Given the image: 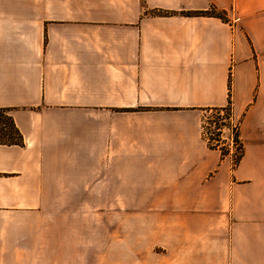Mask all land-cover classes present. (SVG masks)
Segmentation results:
<instances>
[{"label": "crops", "instance_id": "0c3cea01", "mask_svg": "<svg viewBox=\"0 0 264 264\" xmlns=\"http://www.w3.org/2000/svg\"><path fill=\"white\" fill-rule=\"evenodd\" d=\"M0 108V264H264V0H0ZM84 204L126 205L123 260Z\"/></svg>", "mask_w": 264, "mask_h": 264}, {"label": "rangeland", "instance_id": "374dc122", "mask_svg": "<svg viewBox=\"0 0 264 264\" xmlns=\"http://www.w3.org/2000/svg\"><path fill=\"white\" fill-rule=\"evenodd\" d=\"M229 107V106H228ZM230 108V107H229ZM227 116V117H226ZM229 112L215 113L214 111H204L201 113L202 122V134L206 140V133L212 134L211 138L216 139L221 144L220 150L227 151L229 144L230 133V120ZM232 124L236 126V132L233 129V134L237 138L238 125L232 120ZM225 124V125H224ZM217 129H220L218 131ZM207 143V142H206ZM210 148L216 146L207 143ZM241 145L237 148L240 149ZM228 152V151H227ZM66 209L73 214L85 215L89 219H85V226L93 225L94 228L99 229V236H95V239L99 237L100 245L103 249L109 248V246H116L117 260H123V246L125 243V212L126 205L124 204H84V205H66ZM67 213L64 211V215Z\"/></svg>", "mask_w": 264, "mask_h": 264}, {"label": "trees", "instance_id": "16d2710c", "mask_svg": "<svg viewBox=\"0 0 264 264\" xmlns=\"http://www.w3.org/2000/svg\"><path fill=\"white\" fill-rule=\"evenodd\" d=\"M182 15L216 17L223 21H226L225 13L223 11H217L215 8H211L208 11L186 12L182 13ZM228 106L225 108H210L206 109L205 111H214L215 113L220 114L221 112L224 113V111L229 112L230 108ZM9 112V109L0 108V144L5 146H22L23 139L18 130L16 129L12 118L9 115Z\"/></svg>", "mask_w": 264, "mask_h": 264}, {"label": "built area", "instance_id": "2783aa9c", "mask_svg": "<svg viewBox=\"0 0 264 264\" xmlns=\"http://www.w3.org/2000/svg\"><path fill=\"white\" fill-rule=\"evenodd\" d=\"M229 120H230V124H231V126H230L231 136H230V139H229L228 147L226 149H227V151L229 153L234 154L235 152H237L239 150V148H237V147L239 146L240 142H239L238 138H236L235 135L232 133L233 129L236 132V126H234L232 124L231 117H229ZM217 130L220 131V129H217ZM205 135H206V142L208 144L216 146L217 149H220L221 144L216 139L211 138V136L213 137L212 134H207L206 133Z\"/></svg>", "mask_w": 264, "mask_h": 264}]
</instances>
